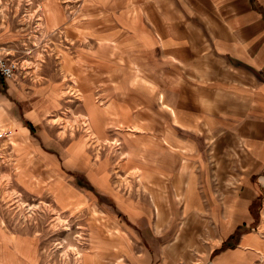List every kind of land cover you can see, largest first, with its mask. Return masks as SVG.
I'll list each match as a JSON object with an SVG mask.
<instances>
[{
	"label": "rangeland",
	"instance_id": "374dc122",
	"mask_svg": "<svg viewBox=\"0 0 264 264\" xmlns=\"http://www.w3.org/2000/svg\"><path fill=\"white\" fill-rule=\"evenodd\" d=\"M181 7L175 0H0V49L21 66L9 80L16 94L7 97L17 103L16 122L0 100V264H264V175L252 179L254 212L186 207L189 176L193 205L207 210L235 200L254 171L235 160L233 175L242 152L235 132L202 124L190 133L168 120L173 84L206 82L218 66L202 24ZM0 83L1 98L9 93ZM112 94L126 106L119 122L109 117ZM179 139L199 149L171 148ZM227 143L232 148L222 150ZM67 146L68 166L43 160L41 151ZM80 155L104 191L75 169ZM238 224L253 234L243 248L229 241L235 232L227 235ZM94 233L114 248L94 242ZM224 242L230 247L222 250Z\"/></svg>",
	"mask_w": 264,
	"mask_h": 264
},
{
	"label": "crops",
	"instance_id": "0c3cea01",
	"mask_svg": "<svg viewBox=\"0 0 264 264\" xmlns=\"http://www.w3.org/2000/svg\"><path fill=\"white\" fill-rule=\"evenodd\" d=\"M175 2L182 6L181 12L184 16L202 24L206 42L216 55L218 66L215 67L212 77L206 82L193 83L189 81L185 85L173 84L172 112L168 120L171 121L174 129L190 133H196L202 124L206 130L211 132L219 129L235 132L242 145V152L232 161L234 163L231 168L233 175L236 172L235 168L239 167L235 164V160H244V163L251 168V172L254 171V174L244 180L243 187L239 191L240 194L237 192V195H232L235 200L229 203L224 199L225 204L216 205L220 208L214 209V205L207 210L195 208L193 205L192 198L197 196L194 184L196 178L189 176L186 207L197 212L237 213L236 211H240L246 213L256 197L254 189H251L252 179L255 175H264V0H175ZM63 67L66 69L71 67L68 59L65 60ZM5 82L9 94L1 97L0 100L9 103L5 110L6 117H11L16 122L15 117L19 113L15 110L17 103L11 102L7 98L13 96L11 93L16 94V88L14 81ZM85 94L89 95V92ZM18 98L17 101H22L19 96ZM110 100L111 103L108 105L110 120L119 122L126 106H121L120 101L118 102L119 99H116V94H112ZM124 123L127 124L126 121ZM173 144L170 147L181 150L183 154H186L187 150L199 149L197 141L190 139H179L176 144L175 142ZM228 145L229 143L220 144V148L222 150L232 148ZM69 149L68 146L60 147L59 153L54 149L51 152L41 151L44 155L42 158L59 168L60 164L68 166L73 154ZM80 156L73 163L76 164L75 169L85 174L93 187L104 191L95 182L97 173L94 167L92 166V172L88 173L90 166L86 162L87 159ZM190 157H188L189 163H191ZM178 159L175 165H181L183 162L182 157H178ZM195 160H198L197 156H195ZM67 166L66 168L69 169ZM179 172L180 169L173 171V174ZM228 176L224 169L219 170L218 177L225 180ZM113 201L116 202L117 198H113ZM156 212L159 213V210L157 209ZM244 225L245 223L242 224V226ZM231 229L230 232L228 231V237L240 229V224ZM252 235L243 233L238 247L243 248L244 243ZM97 237L94 233V242L96 241L99 245L107 243L109 248H114L113 239L108 241L98 233ZM101 247L103 246H100V249ZM175 250L174 248L170 252V258L178 256L177 253H174Z\"/></svg>",
	"mask_w": 264,
	"mask_h": 264
},
{
	"label": "built area",
	"instance_id": "2783aa9c",
	"mask_svg": "<svg viewBox=\"0 0 264 264\" xmlns=\"http://www.w3.org/2000/svg\"><path fill=\"white\" fill-rule=\"evenodd\" d=\"M21 66L9 52L0 49V80L9 81L17 78Z\"/></svg>",
	"mask_w": 264,
	"mask_h": 264
},
{
	"label": "trees",
	"instance_id": "16d2710c",
	"mask_svg": "<svg viewBox=\"0 0 264 264\" xmlns=\"http://www.w3.org/2000/svg\"><path fill=\"white\" fill-rule=\"evenodd\" d=\"M0 82H2V81L0 80ZM252 212H254L253 206H252ZM252 215H254V213H252ZM254 219H255V222L253 224V227H255L258 224L257 219L256 218H254ZM242 234H243V232L240 231V229L236 230V232L229 238V241H235V246H236L239 243V240H240V237H241ZM228 247H230L228 245V242H224V244L222 245V248L221 249L223 250V249H226ZM231 248H233V247H231ZM216 252H218V251H216Z\"/></svg>",
	"mask_w": 264,
	"mask_h": 264
}]
</instances>
